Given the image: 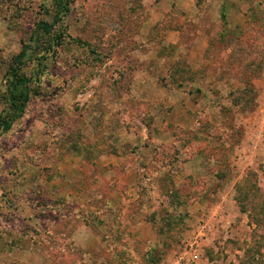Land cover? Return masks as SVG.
I'll return each mask as SVG.
<instances>
[{
    "label": "rangeland",
    "instance_id": "obj_1",
    "mask_svg": "<svg viewBox=\"0 0 264 264\" xmlns=\"http://www.w3.org/2000/svg\"><path fill=\"white\" fill-rule=\"evenodd\" d=\"M158 1L69 0L47 36L38 24L53 22L55 0H0V118L16 114L9 70L32 46L29 102L0 131V264H172L222 213L231 225L216 226L199 264H264V6L247 37L214 36L202 64L189 49L218 24L166 14L167 3L156 12ZM170 30L182 31L179 45ZM164 91L192 108L159 106ZM179 121L192 128L164 125ZM188 144L205 160L182 174ZM144 168L126 180L134 195L120 194V173ZM138 218L158 220L157 243H137Z\"/></svg>",
    "mask_w": 264,
    "mask_h": 264
},
{
    "label": "crops",
    "instance_id": "obj_2",
    "mask_svg": "<svg viewBox=\"0 0 264 264\" xmlns=\"http://www.w3.org/2000/svg\"><path fill=\"white\" fill-rule=\"evenodd\" d=\"M169 5V10H167V13H174L175 15H182L189 17L190 21L193 23H200L201 20V25H203L204 19L208 16V18L214 19L216 24H218V28L216 30H213L210 28V26H205L203 28L198 29V34L200 36L196 37L193 41V44L191 45L189 49V56L190 59L196 58L199 63H204L208 62L209 60L212 59V53H213V45H212V40L214 39V36L218 37V39L221 40V42L228 41L226 39H229L231 35L234 33H242V39L247 37V30H249L251 26V18L250 15L254 14V11H256V8H254V5L260 4L261 7L262 5L264 6V3L262 0H173L171 3V0H160L154 5V7L157 6L156 12L160 10V8L164 7V4ZM170 3V4H169ZM157 14V13H155ZM161 16H165L164 13H159ZM192 18V19H191ZM219 24H221V27H219ZM168 34L170 36L169 43L173 46L179 45L182 40V31L180 30H170L168 31ZM249 37V36H248ZM225 40V41H224ZM211 54V55H210ZM194 61V60H193ZM201 79V78H200ZM203 80V79H202ZM201 80V81H202ZM164 95L163 99L158 103L159 106H163L165 104L166 106L173 107L172 113H177V114H184L188 112L190 107L192 108L193 104L191 103H183L182 100H177L173 102L171 99L172 96L176 97L178 94L175 93H169L168 92H162ZM161 96V95H160ZM172 103V104H170ZM196 107V106H195ZM176 114V115H177ZM179 116V115H178ZM176 123V125H182V127L186 128L187 131L192 128V124L189 121H184V122H167L164 125H171ZM160 125V124H158ZM163 125V124H161ZM172 141V140H171ZM190 145L188 144L185 149L182 150L181 154V159L183 160V164L185 165L183 169H180L182 174L188 173V166L189 164L193 162V160H199L203 159L202 156L199 157L198 153H192L190 154L189 152V147ZM113 155H109L108 157L114 161H116L115 157H112ZM205 160V159H203ZM147 162V161H146ZM191 162V163H190ZM113 163V162H112ZM147 164V163H146ZM118 165V163H116ZM202 167V166H201ZM200 167V168H201ZM122 172V171H120ZM138 174L136 175L135 172H132V170H127V173H120L121 177L120 180L123 184L122 191H119L120 194L124 195H130L132 192H130V187H128V182L126 181L128 177L134 176L136 179H138L139 174L144 175L145 173V168L141 169V173L138 170ZM184 172V173H183ZM189 175V174H187ZM173 178L172 180H175V177L172 173L171 175ZM135 179V180H136ZM176 181V180H175ZM135 182V181H134ZM121 184V183H120ZM113 191V188H109L108 192ZM124 190V191H123ZM135 190V189H134ZM133 190V191H134ZM107 192V191H106ZM114 192V191H113ZM160 192H163L160 190ZM116 194V192H114ZM113 194V195H114ZM133 194V193H132ZM134 195V194H133ZM167 195V196H166ZM165 196H159L160 200L163 201L166 197H170L168 194ZM126 198H123V200ZM169 200V198H168ZM130 201V200H127ZM132 201V200H131ZM159 204V202H158ZM223 203L220 205L218 204V207L222 208ZM198 204L194 205V208L197 207ZM112 206L113 208V204ZM146 207H149L146 206ZM162 207V206H160ZM219 208V209H220ZM131 217H137L135 216L134 213H132ZM215 218H212V223L214 224V231H217L216 226H221V228H224L225 224H230L231 221L230 218H228L227 215L224 213L221 214V216H213ZM158 220L156 218H147L140 220L139 218L135 220L134 223H136L135 227L138 228V242L139 244L143 243H149V242H154L157 243L158 240H160V237L163 236V230L161 227L158 225ZM230 221V222H229ZM114 240V239H112ZM140 241V242H139ZM119 245H116L114 247L118 248ZM121 248V247H120ZM118 248V250H120ZM18 251L12 250L11 252H19L20 249H17ZM35 251H38L35 249ZM26 252V251H24ZM14 255V254H13ZM204 255V254H203ZM133 256V255H132ZM139 257L138 261H143V259L140 257V254L138 252L134 253V257ZM114 261L111 262V264H124L122 261H120V258L118 255L114 256ZM204 256H202L203 258ZM208 263L209 259L207 258L206 260ZM178 262V257H173L172 258V264H177ZM202 262V259H201ZM131 263V262H130ZM135 261H132V264H134ZM150 264H156L154 261H150Z\"/></svg>",
    "mask_w": 264,
    "mask_h": 264
},
{
    "label": "trees",
    "instance_id": "obj_3",
    "mask_svg": "<svg viewBox=\"0 0 264 264\" xmlns=\"http://www.w3.org/2000/svg\"><path fill=\"white\" fill-rule=\"evenodd\" d=\"M55 2L57 4V13L54 16L53 22L49 23L46 21H40L38 24V29L47 36L52 35L55 26L62 21L63 16L69 11L68 9L69 0H55ZM61 38L62 37H60V39ZM31 49L32 46L25 45L22 48L21 52L15 57L13 64L10 67L9 74L11 79L9 84V96H10L11 106L14 109V112H16V114L10 120H7L5 118H0V131L2 132H8L11 129L12 122L22 117L24 109L27 103L29 102L30 99L29 85H28L29 80L22 73V67L24 65V60L27 58L28 52ZM155 248L156 247H153L152 250L154 251L153 252L154 257H159L160 255L159 251ZM150 259L155 263L158 262L156 258H150Z\"/></svg>",
    "mask_w": 264,
    "mask_h": 264
},
{
    "label": "built area",
    "instance_id": "obj_4",
    "mask_svg": "<svg viewBox=\"0 0 264 264\" xmlns=\"http://www.w3.org/2000/svg\"><path fill=\"white\" fill-rule=\"evenodd\" d=\"M214 229V224L210 219L201 221L197 232L187 240L177 264H199L207 246L206 242L214 234Z\"/></svg>",
    "mask_w": 264,
    "mask_h": 264
}]
</instances>
